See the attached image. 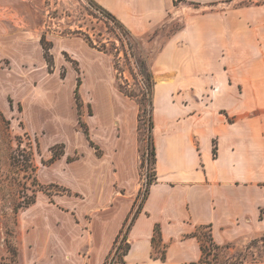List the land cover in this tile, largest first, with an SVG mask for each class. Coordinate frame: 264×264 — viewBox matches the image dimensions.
<instances>
[{
    "label": "crops",
    "instance_id": "obj_1",
    "mask_svg": "<svg viewBox=\"0 0 264 264\" xmlns=\"http://www.w3.org/2000/svg\"><path fill=\"white\" fill-rule=\"evenodd\" d=\"M97 1L136 35L174 6ZM182 1L200 4L201 14L168 38L152 64L155 179L140 205L136 102L100 77V56L81 38L48 37L49 71L36 31L0 12V110L19 115L43 157L64 144L63 155L38 168L39 180L77 195L37 197L20 213L26 245L35 246L28 264L34 252L40 264H109L129 223V248L110 264H210L192 235L199 225H210L218 245L264 235V0ZM66 54L84 71L79 87L90 112L81 121L88 137L75 129L77 78ZM179 88L188 99L184 109L171 100Z\"/></svg>",
    "mask_w": 264,
    "mask_h": 264
},
{
    "label": "rangeland",
    "instance_id": "obj_2",
    "mask_svg": "<svg viewBox=\"0 0 264 264\" xmlns=\"http://www.w3.org/2000/svg\"><path fill=\"white\" fill-rule=\"evenodd\" d=\"M0 12L4 16L19 21V24H22L26 29L35 30L39 37L45 35L47 40L52 34L62 37L76 36L88 44L82 34L75 33L76 30H81L88 33L94 43L98 45L100 42L105 43L108 51L112 52H104L88 44L98 52L99 62L103 64L98 67L100 77L110 79L115 91L124 94L118 88V84H120L138 94V98L143 101V110L140 111L137 100L126 95L138 105L137 140L141 186L137 198L138 201L140 200V205L146 195L149 178L154 173L150 142L153 141V92L156 77L152 70V64L157 52L168 38L182 31L190 20L196 19V16L201 14L200 4L174 0L173 8L164 19L140 35L132 34L126 27L120 28L108 16L107 13L111 12L97 0H0ZM124 30H127V35ZM115 33L125 34V36H120L124 41L125 52L120 50L119 55H117L116 48L121 49V42ZM64 57L72 65L75 78L78 76L77 68L79 69L81 82H83L84 71L81 66L73 62V58L69 54ZM143 59L146 60V67L152 73L148 80L146 75L140 73L137 64ZM115 62L117 69L114 67ZM61 72L65 76L66 68L62 67ZM149 82L154 83L150 97L143 94L147 90ZM78 93L81 119L75 129L84 132V129L87 130V124L83 123L84 117L90 112V107L84 102L80 87ZM148 99H152L151 106L148 104ZM171 100L174 105L184 109L188 102L185 89L173 90ZM59 149L57 148V151ZM50 153L52 154L51 150ZM80 156L81 153L78 151L70 159ZM50 162L49 157H43V149L38 137L25 130L23 122L19 120V115L16 114L10 118L2 114L0 110V264H28V251L33 252L35 249L32 244L26 245L20 226L19 217L26 208V202L33 199L36 201L37 197L53 201L56 195L77 196L75 192L62 184L53 183L59 188L52 186L46 189L49 184L40 182L38 168ZM198 232L199 235H208L206 228H200ZM259 237L261 236L247 240L240 245L229 243L227 244L229 245L228 249L211 247L203 240L209 253L207 255L209 263L234 264L237 261L264 259V243L258 241L254 246H250L251 242L254 239L258 240ZM119 244L123 245L122 242L117 245ZM157 248V250L163 249L161 245H158ZM113 251L114 247L112 253ZM119 251L121 252V250ZM34 253L30 264H40L41 253ZM115 258H118L117 254H114L113 259Z\"/></svg>",
    "mask_w": 264,
    "mask_h": 264
},
{
    "label": "trees",
    "instance_id": "obj_3",
    "mask_svg": "<svg viewBox=\"0 0 264 264\" xmlns=\"http://www.w3.org/2000/svg\"><path fill=\"white\" fill-rule=\"evenodd\" d=\"M108 16H110L114 21L115 23L120 27V28H125L124 24L118 20L113 14L111 13H107ZM129 31V30H128ZM124 32L126 33L127 35V30H124ZM75 33H79V34H82L84 39L88 42V44L92 47H95L101 51H104V52H110L108 51V49L106 48V44L105 43H101L98 45L96 43H94V41L91 39L90 35L84 31H81V30H76ZM115 36L118 37V39L120 40L121 42V49L120 48H116V51H117V55H119V52L120 50H122L123 52H125V49H124V41L121 39L120 36H125V34H119V33H115ZM40 43L42 45V48H43V55H44V58L47 62V65H48V69L49 71H52L53 70V56H52V53L50 51V49L52 48V43L51 41L47 40L45 35H41L40 37ZM112 53V52H110ZM138 64V68L140 69V73L142 75H146V79L148 80L150 78V76L152 75V73H150L149 71V68L146 67L147 63H146V60L143 59L139 62H137ZM114 67L117 69V66H116V62L114 63ZM149 67V66H148ZM147 68V69H146ZM77 72H78V76H77V86H76V89H75V95H76V103H77V106L79 108L80 106V96H79V93H78V87L80 85V82H81V78H80V75H79V69L77 68ZM145 72V73H144ZM63 74V73H62ZM154 85V83L152 82H149L148 83V87H147V90L145 92H143V94L147 95L150 97V95H152V86ZM118 88L119 90H121L125 95H128L130 97H134L136 100H137V103L139 105V109L140 111L143 110L142 106H143V101L141 99L138 98V94H135L133 93L132 91H130L128 89V87H123L122 85L118 84ZM151 102H152V99H148V104L151 106ZM84 133L86 134V136L88 135V132L87 130L84 129ZM151 143V159H152V162L154 163L155 162V149H154V145H153V141L150 142ZM57 148H60L59 151H57ZM50 150L52 152V156L51 158L49 159V161H52L58 157H60L61 155H63V144H55L53 146L50 147ZM155 179V173H153L150 178H149V181H148V185ZM58 187L57 185L55 184H49L46 186V189H48L49 187ZM59 188V187H58ZM148 189V188H147ZM146 189V191H147ZM64 190V189H63ZM35 201V199L31 200V201H28L26 202V205L25 207L29 206L30 204H32L33 202ZM141 204V203H140ZM130 227V223L129 225H126L124 227V229H122L120 231V233L118 234L117 238L115 239V242H114V251L112 253V257L109 261V264L114 261V260H122V256L124 254H126L128 248H129V245L128 243L126 242V233L128 231ZM200 228H206L208 230V235L205 236L204 234L202 235H199V229ZM158 227L156 226L155 227V232L158 233ZM193 236H197L200 240H201V249H202V257L203 259L209 263V259H208V252L206 250V245L204 243L203 240L206 241V243H208L211 247H214V248H220V247H225V248H229V245H218L216 243H214L212 241V237H211V228H210V225H199L196 230L192 233ZM121 239V241H120ZM258 241L264 243V235H262L261 237H259L258 240L254 239V241L251 242L250 246H254ZM119 242H122L123 245L119 244L117 245ZM157 248V246H155V249ZM121 250V252L119 251ZM160 256L161 259H164V249L162 250H158L157 252ZM114 254H117L118 258H114ZM240 262H243V261H237L236 263L234 264H238Z\"/></svg>",
    "mask_w": 264,
    "mask_h": 264
}]
</instances>
